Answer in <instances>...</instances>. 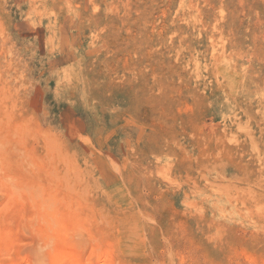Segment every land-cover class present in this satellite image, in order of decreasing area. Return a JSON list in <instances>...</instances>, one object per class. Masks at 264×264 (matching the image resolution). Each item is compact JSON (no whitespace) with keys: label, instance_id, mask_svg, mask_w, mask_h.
<instances>
[{"label":"rangeland","instance_id":"1","mask_svg":"<svg viewBox=\"0 0 264 264\" xmlns=\"http://www.w3.org/2000/svg\"><path fill=\"white\" fill-rule=\"evenodd\" d=\"M0 264H264V0H0Z\"/></svg>","mask_w":264,"mask_h":264}]
</instances>
